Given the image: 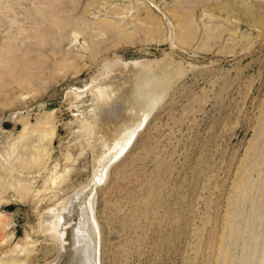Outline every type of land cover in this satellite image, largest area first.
I'll return each mask as SVG.
<instances>
[{"label": "rangeland", "instance_id": "rangeland-1", "mask_svg": "<svg viewBox=\"0 0 264 264\" xmlns=\"http://www.w3.org/2000/svg\"><path fill=\"white\" fill-rule=\"evenodd\" d=\"M134 61L160 92L97 187L101 264H264V0H0V264L59 260L44 214L92 178Z\"/></svg>", "mask_w": 264, "mask_h": 264}, {"label": "bare ground", "instance_id": "bare-ground-1", "mask_svg": "<svg viewBox=\"0 0 264 264\" xmlns=\"http://www.w3.org/2000/svg\"><path fill=\"white\" fill-rule=\"evenodd\" d=\"M131 64L132 67L122 66L118 72L126 81L124 83L125 95L121 98L123 106L114 116V118L120 119V123L115 122L112 127L111 125H103L99 129L103 131L105 137L103 144L105 146L102 148V144H100L95 154L92 178L80 189L78 188L70 194L67 203L56 206L52 210L49 209L44 214L43 224L50 227L60 239L62 253L59 260L54 264H101L100 225L96 219L97 187L106 179L110 163L118 159L128 148L135 133L140 130L153 112L160 92V85H152L146 77L145 80L142 79L143 69L138 67L137 62L134 61ZM99 95L103 105L108 104L105 93L99 91ZM24 126L23 131L30 129L33 134L35 131L37 132L31 128L28 120H24ZM0 134L8 143L9 140L1 129ZM19 142L25 150L37 147L32 137L26 140L19 138ZM36 156H32L34 161L37 159ZM0 167L10 168V163L1 149ZM20 176L22 181H25L24 183L32 184L30 174L20 171ZM2 178L1 176L0 180ZM50 178L54 184L57 182L58 177L52 176ZM71 219L77 223L69 230L68 223ZM24 247L25 240L22 239L15 246L20 251ZM13 262L16 263L17 260Z\"/></svg>", "mask_w": 264, "mask_h": 264}]
</instances>
